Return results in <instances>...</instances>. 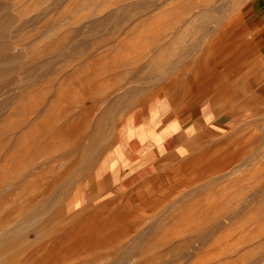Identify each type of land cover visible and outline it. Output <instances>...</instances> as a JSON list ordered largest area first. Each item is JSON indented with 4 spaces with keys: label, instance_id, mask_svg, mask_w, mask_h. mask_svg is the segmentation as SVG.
<instances>
[{
    "label": "rangeland",
    "instance_id": "1",
    "mask_svg": "<svg viewBox=\"0 0 264 264\" xmlns=\"http://www.w3.org/2000/svg\"><path fill=\"white\" fill-rule=\"evenodd\" d=\"M4 1L3 41L19 44L3 55L51 63L24 84L3 56L19 86L0 96V264H264V0ZM164 93L176 111L219 99L235 115L146 187L86 202L108 150L98 167L156 143Z\"/></svg>",
    "mask_w": 264,
    "mask_h": 264
},
{
    "label": "crops",
    "instance_id": "2",
    "mask_svg": "<svg viewBox=\"0 0 264 264\" xmlns=\"http://www.w3.org/2000/svg\"><path fill=\"white\" fill-rule=\"evenodd\" d=\"M257 70L252 76L263 74L264 67H258ZM252 76L248 77L247 81ZM202 80L203 78L196 83V87L199 89H203ZM245 85L244 79L237 78L234 82L235 91L241 94ZM164 98L168 107L156 125L158 134L156 143L135 139L133 147L128 146L122 150L123 159L108 160L105 161L103 167H98L103 162L108 150L98 162L96 172L92 177L95 176V178L85 190L86 202L104 201L132 187H146L156 176L154 171L160 162L165 159H180L188 156L201 140L221 132V127L228 120L221 121L222 117L229 116L232 121L233 115H235L232 108L226 112L224 110L226 102L219 99L216 104L211 100H204L194 109L176 111L172 100L165 93ZM133 110L131 111L135 114V127L144 128L148 118L147 108L140 107ZM127 114L119 122L118 127L123 124Z\"/></svg>",
    "mask_w": 264,
    "mask_h": 264
},
{
    "label": "bare ground",
    "instance_id": "3",
    "mask_svg": "<svg viewBox=\"0 0 264 264\" xmlns=\"http://www.w3.org/2000/svg\"><path fill=\"white\" fill-rule=\"evenodd\" d=\"M8 1V0H7ZM9 1H11V0H9ZM8 1V2H9ZM137 1V3H138V0H136ZM147 1V0H146ZM238 1V0H237ZM12 2V1H11ZM183 2V1H182ZM4 3H6V1H4ZM13 3V2H12ZM136 3V4H137ZM140 4H141V2H139ZM139 3H138V5H139ZM147 3V2H146ZM149 3H151V2H149ZM149 3H148V5H149ZM208 3V2H207ZM155 4V3H154ZM14 5V4H13ZM131 5V4H130ZM133 5V4H132ZM131 5V6H132ZM150 5H152V4H150ZM202 5H204V6H206L205 4H202ZM201 5V6H202ZM9 5L6 3V4H3V0H0V96H3V93L8 89V87L11 85V83H17V85H18V83H19V81L18 82H16V80H14L13 78H11V79H13L12 81H11V79L10 80H8L9 78L7 77L8 75H7V73H8V71L7 70H9L10 71V69L12 70V71H17L16 72V74H21L22 75V78L24 79L23 81V83L24 84H26V83H29L30 81L32 82V81H35L36 79H38V78H40V73H41V71H42V69H46L49 65H50V63H51V61H48V60H46L44 63H39V62H34V64L33 65H31V66H29L28 65V61H27V63H25V62H22V61H20L19 59H20V57H18L17 55H14V54H12V53H10L9 52V49H8V51L6 50V54L5 55H3L4 54V52H3V48L4 49H6L7 47H9V46H16V45H18L19 44V42H17L16 43V41H13V40H15V39H13L12 40V42H10V40L7 42V41H3V38L4 37H7V36H9L10 35V32L12 33L13 31V28L12 29H9V27L8 26H6V25H3V11H6L7 13H8V9H9V7H8ZM15 6H16V3H15ZM144 6V5H143ZM153 6V5H152ZM168 6V5H167ZM217 6V5H216ZM215 6V7H216ZM48 7V6H47ZM151 7V6H150ZM157 6H156V4H155V6H154V8H156ZM193 7V6H192ZM231 7V6H230ZM122 8V7H121ZM121 8H119V9H121ZM147 8V7H146ZM202 8H203V6H202ZM49 9V8H48ZM144 9V8H143ZM172 9V8H171ZM170 9V10H171ZM173 9H175V8H173ZM172 9V10H173ZM215 9V8H214ZM217 9V8H216ZM10 10V9H9ZM148 10V9H147ZM171 10V11H172ZM196 10H198V9H196ZM237 10V9H236ZM148 11H150V10H148ZM147 11V12H148ZM215 11V10H214ZM213 11V12H214ZM141 12V11H140ZM165 12V11H164ZM205 12V11H204ZM219 12V11H218ZM136 13H138L139 14V12L137 11V12H135V15H136ZM11 14V13H10ZM144 13L142 12V15H143ZM146 14V13H145ZM167 14V13H166ZM179 14V13H178ZM189 14V13H188ZM220 15L222 14V13H219ZM224 14V13H223ZM139 15H141V13L139 14ZM185 15V14H184ZM11 16V15H10ZM138 15H136V17H137ZM181 16V15H180ZM205 16V15H204ZM207 16V15H206ZM217 16V15H216ZM12 17V16H11ZM139 17V16H138ZM141 17V16H140ZM248 17V16H247ZM132 18H133V20H134V17L132 16ZM40 19V15H36L35 17H34V21H35V23H37V21ZM129 19V18H128ZM11 20H13V19H9V21H11ZM131 20V19H130ZM193 20V19H192ZM213 20V19H212ZM217 20H218V18H217ZM220 20V19H219ZM24 21V20H23ZM129 21V20H128ZM201 21V20H200ZM101 22H103V20L101 19V20H95V21H93L92 22V25H91V27L92 28H95V27H97ZM131 22V21H130ZM129 22V23H130ZM194 22V21H193ZM207 22H208V20H207ZM209 22H211V21H209ZM209 22L207 23V25L209 24ZM29 23V22H28ZM33 23V22H32ZM34 23V24H35ZM39 23V22H38ZM6 24V23H5ZM22 24V23H21ZM102 24V23H101ZM212 22H211V26H212ZM25 25V24H24ZM104 25V24H103ZM202 25V24H201ZM179 26V25H178ZM203 26H204V24H203ZM166 27V26H165ZM170 27V26H169ZM202 27V26H201ZM10 28H11V26H10ZM20 28V27H19ZM21 29V28H20ZM212 29L213 28H211L210 30L212 31ZM217 29V28H216ZM175 30V29H174ZM15 31V30H14ZM19 32H20V30H18ZM18 33V32H17ZM176 34V33H175ZM206 34V33H205ZM170 36H171V34H170ZM12 37V36H11ZM15 36H13V38H14ZM206 37V36H205ZM173 38H175V37H173ZM9 39H10V37H9ZM7 40H8V38H7ZM10 42V43H9ZM18 54V53H17ZM3 56H6V59H8V61H9V63L11 64V67H8V69L5 71V69H4V75H3ZM21 56V55H20ZM21 57H23V56H21ZM24 59V58H23ZM17 60L20 62V63H17ZM39 63V64H38ZM15 64V65H14ZM15 74V73H14ZM15 75L16 77H20V75ZM9 75H10V73H9ZM15 76H13V77H15ZM12 77V76H11ZM170 77V76H169ZM171 78V77H170ZM18 79V78H17ZM179 80V79H178ZM177 83V81L175 82V84ZM180 83V82H179ZM181 84V83H180ZM179 85V84H178ZM19 86V85H18ZM17 86V87H18ZM17 87H13L14 89V91H16V88ZM179 88V87H178ZM11 89V91L10 92H12L13 90H12V88H10ZM17 89H19V88H17ZM186 91V90H185ZM9 93V92H8ZM13 94V93H12ZM148 107H149V104L147 103V105H146V108H147V112H148ZM3 108V99H2V101H0V109H2ZM149 113V112H148ZM242 152V151H241ZM243 153V152H242ZM239 155V154H238ZM249 157V156H248ZM251 157V156H250ZM258 168H260V167H258ZM232 175V174H231ZM233 176V175H232ZM155 180H156V178H154ZM233 179V178H232ZM241 179V178H240ZM239 179V180H240ZM241 181V180H240ZM234 184V183H233ZM238 184V183H237ZM232 186H234V185H232ZM241 186V185H240ZM256 186H258V185H256ZM262 186V185H261ZM260 185H259V187H261ZM228 187V186H227ZM236 187V186H235ZM258 187V188H259ZM241 188V187H240ZM243 188V187H242ZM253 188V187H252ZM262 188V187H261ZM255 190V189H254ZM253 189H252V192L254 191ZM259 190V189H258ZM234 191V190H233ZM237 191V190H236ZM260 191L261 190H259V192L258 193H260ZM256 191L253 193V194H255V196L257 195L256 193H257ZM255 196H254V198H255ZM264 197V196H263ZM258 199V198H257ZM257 199H255V200H257ZM249 200V199H248ZM247 200V201H248ZM251 201V200H250ZM217 202V201H216ZM219 202H220V200H219ZM260 202V201H259ZM245 203V202H244ZM246 203H250L249 201L248 202H246ZM256 203V202H255ZM254 203V204H255ZM221 204V203H220ZM242 204H243V202H242ZM253 204V205H254ZM259 204H261V203H259ZM233 205V204H232ZM247 205H249V204H247ZM252 205V208H254V206ZM244 206H245V204H244ZM233 207V206H232ZM242 207V206H241ZM247 207V206H246ZM257 207V206H256ZM261 207H263V206H261ZM261 207H259V208H261ZM230 208V207H229ZM233 210H234V208H232ZM255 209V208H254ZM230 210V209H229ZM238 210V209H237ZM257 210V209H256ZM262 210H264V208L262 209ZM231 211V210H230ZM259 211H261V210H259ZM232 212V211H231ZM233 213V212H232ZM235 213V212H234ZM254 213V212H253ZM262 213H263V211H262ZM258 214V213H257ZM228 216V215H227ZM261 216V215H260ZM226 217V216H225ZM230 217V216H229ZM264 218V217H263ZM260 221V220H259ZM247 222V221H246ZM250 222V221H249ZM260 227V225H258L257 224V227ZM263 233V232H262Z\"/></svg>",
    "mask_w": 264,
    "mask_h": 264
}]
</instances>
